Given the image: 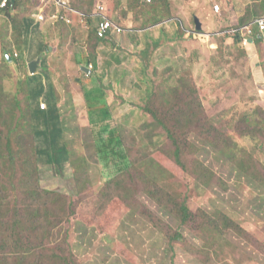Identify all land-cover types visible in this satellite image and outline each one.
I'll list each match as a JSON object with an SVG mask.
<instances>
[{"label":"trees","instance_id":"1","mask_svg":"<svg viewBox=\"0 0 264 264\" xmlns=\"http://www.w3.org/2000/svg\"><path fill=\"white\" fill-rule=\"evenodd\" d=\"M147 1L129 0L128 8L135 12L132 7L135 9L139 3L148 7L150 3ZM153 3L157 6L152 11H140L139 15L142 16L135 14L137 21L145 17L143 30L159 27L175 19L168 0H152L151 4ZM22 4L30 8L38 3L36 0H23ZM100 4L103 8L101 13L119 24L112 19L116 7L112 0H71V9L82 14L88 23L98 15ZM85 6L88 8H84ZM16 7L17 4L11 1L6 10ZM260 20H264V3L254 5L252 11L248 10L237 29L232 28L225 32L222 42L232 37L238 45V50L231 55L229 50L221 53L223 47L220 43L215 40L208 41L204 31L186 36L188 48L196 51L195 57L199 62L207 60L200 54L201 48L205 49L203 51L211 49L213 53H220L219 57L225 62L231 58V76L235 72L242 78L245 71L236 70L234 67H243L245 60H250L246 47L250 46L251 39L259 50H262L263 38L255 27ZM15 21L18 23L16 19ZM252 27L253 36H247L246 30ZM14 33V38L9 42L2 39L0 54V264H79L68 242L70 235L67 227L70 219L76 216L86 226L97 227L100 233L106 234L112 221L121 219L124 213L128 212H135L160 232L166 228V236L175 253L174 245L182 240L181 235L144 210L145 207L138 199L141 194L148 196L167 213L174 214L177 210L181 225L196 227L193 230L199 236L207 233L204 230H208L221 241L228 239L231 233L243 240H249V233L225 214L220 215L219 219L202 222L200 225L201 219L193 213L188 200L180 204L179 198L165 190L158 180L159 176L163 175V178L185 184L187 176L199 187L212 189V180L216 175L203 163L198 162L201 151L190 139L193 134H198L226 157L241 172L243 178L251 180L254 185L264 190V164L258 152V145H255L257 155L255 151L252 153L246 146L236 143L218 127L217 120L226 118L210 113L211 103L204 95L195 75L191 79L193 81H188L182 76L178 79L170 77L169 81L158 83L161 71L156 67V79L145 101L140 104L143 106L131 104L150 120L139 129L126 125H108L112 119L102 104L104 94L93 90L84 92L85 126L92 130V135L94 129L98 128L97 136L102 143V148L99 149L93 137L91 139L84 136L83 140H68L69 123L63 119L61 105L65 100L71 104L74 102L72 106L76 105L75 94L67 92L69 98H62L50 73L46 57L42 60L45 65L44 74L31 75L28 70V32L15 29ZM161 33L165 31L162 30ZM87 40L88 59L94 64L96 50L101 43L110 46L115 44L113 40L100 39L96 28L88 32ZM15 47L19 54L17 58L13 52ZM152 50L151 48L147 54L144 53L146 57L142 58L152 57L148 56ZM187 55L188 59L193 58L191 52ZM146 68L149 70L151 67L148 65ZM223 69L225 71L220 70L223 77H228L229 70L227 71L226 67ZM61 84H66V81L61 80ZM42 104H46L47 108L41 109ZM122 104L126 105L125 102ZM260 105L255 111V117L251 114L233 115L226 121L235 122L233 128L244 140L259 142L264 148V107ZM235 108H227L221 104V112ZM130 118L131 116L127 117L128 120ZM84 127H79V130L84 131L85 135ZM68 134L71 135L70 129ZM164 139L166 143H161ZM44 146L57 149L64 146L63 151L66 153L57 152V156L67 158L71 167L69 171L53 172L54 170L48 167L46 170V166L41 163V148ZM105 149L111 150L122 166L124 164V170L109 181H105L104 175H100L102 186L96 187L91 179L92 164L97 160L98 152L104 153ZM158 155L168 158L172 164L166 165L162 161L165 159L163 157H159L160 162ZM152 170L156 173L155 176L151 174ZM187 186L189 187L188 184ZM75 199L79 201L74 203ZM77 208L81 212L80 218ZM227 246L232 245L227 243Z\"/></svg>","mask_w":264,"mask_h":264},{"label":"rangeland","instance_id":"2","mask_svg":"<svg viewBox=\"0 0 264 264\" xmlns=\"http://www.w3.org/2000/svg\"><path fill=\"white\" fill-rule=\"evenodd\" d=\"M112 1L116 6L112 17L119 23L125 33L112 38L115 41L112 46L107 45V43L99 45L96 50L95 64L94 62H89V45H87L88 32L91 29H95L97 25L94 24L93 20L91 25L88 24V28H86L84 21H82L84 26L80 23L77 26L72 24L71 26L66 24L58 25L56 30H49L45 37V41L49 43V48H52L50 51L52 54L49 60V70L51 69L50 73L53 75L62 98H69V93L67 92L75 94L76 105L72 106L74 102L72 104L67 103V100L61 105L63 107V119H66L65 121L69 123L71 135L68 134V129V140L77 138L83 140L84 136H89L91 139L93 137V141L99 149L102 148V143L97 136L98 128L94 129V135H92V130L90 131L85 126L84 92L87 93L92 90L102 92L105 97L101 100L107 101L105 102V107L121 117L119 123L111 121L108 125L111 124L116 127L117 124H127L139 129L149 120L148 116L141 110L135 111V108L130 105L143 106L140 104L145 101L147 93L152 89L153 81L156 79L154 77L156 65L147 70L144 64H141L143 67H135L132 63L134 60L129 51L132 49L135 35L133 32H160L163 30L169 38L185 41L187 39L186 36L197 32L196 19L206 24L204 25V32L202 31L203 34L221 32L216 27H211L210 30L207 29L209 28L207 24H220L221 20L219 17H215V21L212 19V22H210V11L214 13L216 5L221 7L222 12L224 11L223 6L226 7L227 11H232V13L235 11L242 20L244 12L247 14L248 10L252 11L254 5L264 3L263 0H250V5L246 8L244 6L245 1L237 7L238 2H235L233 7L227 0H168L175 19L167 21L159 27H150L143 30L142 26L145 17L141 21H137L135 14L139 15L140 11H152L157 6L156 3H153V5L148 4V7L139 3L135 9L132 7L135 12H131L128 8L129 0ZM84 8H88V6ZM227 31L229 30H222V32ZM185 46L187 45L182 46L183 52ZM171 50H174V48L171 47ZM13 52L15 55H19L17 48ZM163 53L161 52L160 56H158L160 58L149 57V60H161L163 59L161 57ZM100 56L102 59L99 64ZM122 56L125 57L127 65H132L133 67H115L113 64H116L117 60L122 64ZM173 59L171 67L170 65L158 67L161 71L157 79L158 83L169 81L170 77L178 79L182 76L188 81H193L191 79L195 75L199 79L198 83L203 89L204 95L209 98L212 104L209 105V108L212 107L210 113L212 115L220 114L221 117L226 118L222 120L216 119L218 127L231 136L236 143H241L247 147L248 151L252 153L255 151L257 155L255 145H258V152L264 164L263 146L259 145V142L253 143V141L244 140L242 135L233 128L235 122L226 121L231 119L233 115L243 116L244 114H251L255 117V111L259 105L261 104L260 106L264 107V75L262 76L264 73L260 70L262 66H256L258 63L256 57L250 58V60L246 59L243 67H234L236 70L245 71L242 74V78H239V74L235 72L231 76L232 67H226V70H229V75L228 77H223L220 70L225 71V69L220 67L221 58L213 59L210 63H208L209 60L207 59L208 64L205 67L192 66V63H189L186 59L181 60V62L177 57ZM263 60L264 56L261 55L259 64H263ZM230 61L226 59V62ZM80 66H88L89 71L92 68V71L95 70L96 72H91L89 76L87 72L83 71L84 67ZM18 74L22 75L20 72ZM232 79L234 80L232 81ZM61 80H65L66 84H61ZM235 90L237 94H235ZM123 102L126 103L125 106L122 104L121 108H116L118 104ZM221 104L227 106V108L232 106L236 108L228 112H221ZM139 112L140 115H138ZM129 116H131L130 120L127 119ZM258 118L256 117V119ZM79 127L85 128V135L84 131L79 130ZM190 139L201 151L198 162L203 163L216 175L212 180L214 182L212 189L205 190L199 187L195 181L187 178V176L185 177L187 183L184 184L181 181L163 178L164 176L161 175L158 180L161 182L162 187L177 196L180 204L188 200V205L193 213L201 219L200 225L202 222L207 223V221H212L215 218L219 219L220 215L225 214L249 233V240H243L235 233H231L228 235V239L221 241L208 230H204L207 233L199 236L194 233L193 228L196 227L188 228L181 225L177 210L174 214L167 213L148 196L141 194L138 199L145 207L144 210L156 216L170 230L179 232L181 235L182 240L177 241L174 245L175 253L172 251L169 239L166 236L168 230L165 228L163 232H160L153 224L146 222L135 212L124 213L121 219H114L112 224L110 222L111 227L106 234L100 233L97 227L86 226L85 223L75 216L70 219L67 229L70 235L68 242L77 263L264 264V190L254 185L251 180L243 178L241 172L226 157L213 148L206 138L193 134ZM165 141L164 139L161 143H166ZM41 149L43 150L41 163L46 166V170L49 168L54 170L53 172L69 171L71 167L70 164L68 165L67 158L65 156L62 158L57 156V152L66 153L65 150L63 151L64 146L59 149L44 146ZM159 157L163 156L158 155L157 158L159 159ZM96 158L97 160L95 159L96 161L92 164L91 172V179L96 187L102 186L100 175H104L105 181H109L116 177L120 171L124 170V164L122 166L121 161L115 158L111 150L105 149L104 153L98 152ZM163 158L165 159H162V161L166 165L172 164L168 158ZM111 159L116 161L113 162ZM151 174L153 176L156 175L153 170ZM170 182L174 185L170 184ZM51 183L56 185L53 181ZM78 201L75 199L74 203ZM77 209L80 218L81 212H79V208ZM227 243H231L232 246H227Z\"/></svg>","mask_w":264,"mask_h":264},{"label":"crops","instance_id":"3","mask_svg":"<svg viewBox=\"0 0 264 264\" xmlns=\"http://www.w3.org/2000/svg\"><path fill=\"white\" fill-rule=\"evenodd\" d=\"M2 0H0L1 2ZM230 2L231 6L234 7L235 2H238L236 7L239 6L242 2H244V6H246V8L249 7L250 5V0H227ZM241 1V2H240ZM23 0H14L12 1V3H16L17 7L14 9H9V10H4L0 8V54H1V44H2V39L4 38L5 42H9V40H12L14 38V30L18 29L21 30L23 29L25 32H28V36H27V44H28V49H27V53H28V60L29 63L28 65H30L33 62L38 61L37 64V71L34 74L31 75H43L45 71H43V66H45L42 63V60L44 57L47 58L48 61V66H50L49 64V60H50V55L52 53H50V51L52 50V48H50V51L47 52V46H49L48 42L45 41V37L47 36V32L49 30H56L57 26H61V24H66L68 26L75 25L77 26L79 23L83 25L82 21L83 20V15H79L78 13H70V11L67 10H62L61 14L67 18H69L70 24H67V22L64 20L60 21V22H45V23H38L36 22V20L33 18V14L38 12V9L41 7V3L38 4V7H32L30 6V8H27V6L25 4H22ZM217 6V5H216ZM219 6V5H218ZM209 7V6H208ZM44 12L47 13V15L53 13V12H59V8L52 4V6L48 7V8H41ZM224 11L217 15V13H213V11H210L209 17H210V22H212V19L215 21V17H219L220 18V24L215 23L214 25L212 24H207L209 25V28H207L208 30L211 29V27L218 29L219 31H221L220 33H205L206 34V38H208V41H218L222 47H223V51L221 53H224L226 51L229 50V55L232 54V52L237 51L238 50V45L235 43L234 38L232 37H228L226 38L223 42L222 40L224 39V36L226 35L225 32H222V30H230L232 28L237 29V27L240 25V17L238 16V14L234 11L232 13V11H227L226 7L223 6ZM247 10V9H246ZM246 12L243 13L242 19L244 18ZM117 15V13H116ZM231 15V16H230ZM15 19L18 21V23L15 21ZM98 16L94 17L93 19H91L94 21V24L96 25L98 22ZM113 19V17H112ZM115 20V19H114ZM199 20V19H196ZM200 21V20H199ZM91 22H88L87 24H92ZM196 23V22H195ZM201 23V21H200ZM89 25V26H90ZM202 25V29L204 31V25L201 23ZM86 26V24H85ZM255 26V24H254ZM256 27V26H255ZM86 28H88L86 26ZM249 29V28H248ZM252 29H254V27H252ZM128 33V32H127ZM135 33L134 37H133V44H132V49L131 51H129V54L133 56V64L135 65V67H143L141 64H144L145 67H147L148 65L150 67H152L153 65H156L155 67H163L165 65H170V67L173 65V58L176 59V57L180 60L186 59L189 63L191 62L192 66L195 67H205L206 64L210 63L212 61V59H216V58H221V65L220 67H232V59L230 58L229 60H231L230 62H224L222 57H219L220 53H213L211 51V49L203 51V49L201 48L200 50L202 51V53H200L202 56L206 57V59H208V63L207 60L206 61H201L199 62L196 57H195V50L194 49H190L188 48V40L186 39L181 40V39H172L169 38L168 35L166 33H161L160 32H152V31H147V32H133V34ZM201 33V32H200ZM164 36V37H163ZM260 36L263 38V47H261V52H259V48L257 47V45L255 44L254 40H250V46L246 47V51L247 54L250 56V58H254L256 57V59L258 60L257 63V67L260 65L262 66V68L260 67V70L264 73V60H263V64H259V61L261 60V55L264 56V35ZM163 37V38H162ZM250 38V37H249ZM113 39L110 38V41H112ZM184 41V42H183ZM186 42V44H185ZM175 43V44H174ZM223 44V45H222ZM183 45H187L184 47V52L182 49ZM174 48V50H171V47ZM153 49L151 51L150 54H148V56H152L153 58H160L158 56H160L161 52H164L163 55H161V57L163 59H158V60H149V59H143L142 57H146V54L148 53V51L150 49ZM16 50V48L14 49ZM205 50V49H204ZM172 51H174V53H172ZM217 51V50H216ZM188 52H191V54L193 55V58L188 59L189 56L187 55ZM54 53V51H53ZM144 53H146L144 55ZM182 54V55H181ZM127 56V55H126ZM181 56V59H180ZM102 59V57L100 56L99 58V64H100V60ZM122 64H120V62L117 60L115 67H133L132 65H127V63L125 62V57L122 56ZM157 61V62H156ZM225 63H227L228 65H226ZM80 67H87V66H80ZM28 70H29V66H28ZM30 72V71H29ZM51 72V71H50ZM264 74H262L263 76ZM261 76V78H262ZM264 78V77H263ZM105 102H107L106 100H102V104L105 105ZM121 104H118L116 106V108H121L122 106ZM131 106V105H130ZM132 107V106H131ZM113 108V106H112ZM108 110V109H107ZM135 110V109H134ZM137 111V110H135ZM108 113L110 114V119H112V121H117V123H119L120 120V116H118L117 113L112 112V110H108ZM134 114V112H133ZM138 115H140V112L138 113ZM137 115V116H138ZM116 123V124H117ZM118 125V124H117ZM128 127H131V125H127ZM131 128H136V127H131Z\"/></svg>","mask_w":264,"mask_h":264},{"label":"built area","instance_id":"4","mask_svg":"<svg viewBox=\"0 0 264 264\" xmlns=\"http://www.w3.org/2000/svg\"><path fill=\"white\" fill-rule=\"evenodd\" d=\"M11 1L14 0H2L0 2V8L1 9H6L9 7ZM41 3V7L39 12L33 14V18L36 20V22L38 23H45V22H60L66 21L68 24H70L69 18L63 16L61 14L62 10H67L70 12H73L72 10H70V3L71 0H39ZM148 3H152V0H149ZM52 4L56 5L59 8V12H53L49 15H47L46 12H44L41 8H48L50 6H52ZM62 9V10H61ZM102 5L100 4L98 6V22L96 25V30H97V34L98 37L100 39H109L110 37L114 38L116 36H120L123 35L125 33V31L120 27L119 24H116L113 20H111L110 18H108L105 14L101 13L102 12ZM222 9L220 6H216L215 7V12L217 14L221 13ZM84 20V16L82 17ZM85 22V21H84ZM86 26H88V24L86 23ZM256 28L259 30L261 35H264V20H260L256 23ZM248 35L251 37L253 36V30L252 28L247 29ZM236 33V32H235ZM246 46H248V44H246ZM17 56V55H16ZM47 106L46 104H42L41 105V109H46Z\"/></svg>","mask_w":264,"mask_h":264},{"label":"water","instance_id":"5","mask_svg":"<svg viewBox=\"0 0 264 264\" xmlns=\"http://www.w3.org/2000/svg\"><path fill=\"white\" fill-rule=\"evenodd\" d=\"M196 25H197V31L198 32H202L203 29H202V25H201L199 20H196ZM8 57H9V55H8ZM37 64H38V61L33 62V63H31L29 65V71H30L31 74H33V73H35L37 71ZM83 71L87 72L88 75H91V72L89 71L88 68H83Z\"/></svg>","mask_w":264,"mask_h":264},{"label":"clouds","instance_id":"6","mask_svg":"<svg viewBox=\"0 0 264 264\" xmlns=\"http://www.w3.org/2000/svg\"><path fill=\"white\" fill-rule=\"evenodd\" d=\"M36 2H39V3H40L39 0H36ZM39 3H38V4H39ZM38 4H37L35 7H38ZM6 9H7V8H6ZM6 9H4V10H6ZM39 10H40V8L38 9V12H39ZM61 10H62V9H61ZM70 10H72V9H71V3H70ZM72 11H73V10H72ZM70 13H77V12L73 11V12H70ZM78 14H79V13H78ZM81 15H82V14H81ZM84 21H85V24H86L87 21H86L85 19H84ZM67 24H68V23H67ZM110 38L112 39V37H110ZM110 38H109V39H110ZM109 39H108V40H109ZM15 57L17 58L18 55H17V56L15 55ZM87 68H88V67H87ZM88 69H89V68H88ZM90 72H92V68H91V71H90ZM30 74H31V73H30ZM33 74H34V73H33ZM89 76H90V75H89Z\"/></svg>","mask_w":264,"mask_h":264}]
</instances>
